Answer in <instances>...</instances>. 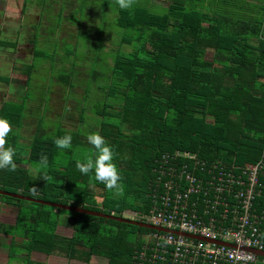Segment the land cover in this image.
<instances>
[{
    "label": "trees",
    "instance_id": "1",
    "mask_svg": "<svg viewBox=\"0 0 264 264\" xmlns=\"http://www.w3.org/2000/svg\"><path fill=\"white\" fill-rule=\"evenodd\" d=\"M115 1L79 0L80 10L85 9L88 17L97 19L101 8L103 34L109 15L111 28L116 29L118 49L103 56V88L99 90L103 104L92 111L97 122L89 129L111 146L123 194L116 195L96 182L92 173L84 175L77 169V163L94 159L87 137L62 126L47 133L40 124L35 126L26 159V165L36 167L38 173L32 176L18 167L0 170L1 191L124 218L125 212L147 209L153 168L162 154L182 151L204 162L234 166L264 163V0H166L167 7L159 9L150 7L149 0H132L125 9ZM208 53L210 60L205 59ZM106 57L111 59L109 67ZM59 81L68 84L63 77ZM81 110L83 122L85 108ZM19 111L5 104L0 118L17 127L23 117ZM64 136L72 138L70 150L55 144ZM17 141L9 134L4 147H11L14 163L21 164ZM76 151L89 154L76 159ZM42 157L47 158L46 165L41 163ZM260 181L264 185V174ZM0 198L8 204L16 202L20 208L15 224L9 227L15 235L6 248L12 259L14 245L20 244L24 250L21 264H45L31 261L33 253L83 264H92L94 257L107 264H130L142 244L141 234L149 231ZM255 208L263 216L264 250V189ZM59 227L71 235L56 234Z\"/></svg>",
    "mask_w": 264,
    "mask_h": 264
},
{
    "label": "rangeland",
    "instance_id": "2",
    "mask_svg": "<svg viewBox=\"0 0 264 264\" xmlns=\"http://www.w3.org/2000/svg\"><path fill=\"white\" fill-rule=\"evenodd\" d=\"M9 1L13 4L8 3ZM28 1L33 2V0ZM5 2L8 3L6 14L8 18L13 13H20V16L13 17L16 28L13 25L8 30L4 29L5 36L2 34L0 36V39L6 38L5 40L15 42L13 48L0 49V76H8L11 73L14 76L21 70L23 78L28 77L26 97L23 98L25 102L23 107L20 106L17 114L23 115L29 123H35L36 126L40 124L41 129L47 133H53L61 126L84 137L94 133L89 129L97 122L92 111L99 104H103L102 93L99 91L103 88V56L118 49V43L116 44L118 40L114 34L116 29L111 28L112 16L107 17L103 34L101 8L96 13L97 19L95 15L88 17L89 14L85 13V9L80 10L79 0H54V2L46 0L44 4H31L27 1L25 3V0ZM149 6L165 8L167 1L149 0ZM87 7L90 9L88 2ZM122 49L125 52L129 51L126 46ZM210 58L211 54L208 53L205 59L210 60ZM7 62H10V65ZM105 62L109 67L110 57H106ZM60 77H63L68 84H61ZM0 87L6 86L0 84ZM3 97L6 98L0 95V99ZM11 103L16 104L14 101ZM82 108H85L84 121L80 122ZM33 126L29 130L32 136L35 132ZM12 134L18 138L15 146L17 151L23 148L27 150V144L21 142L23 140L21 131ZM8 142L11 143V140L9 139ZM88 154L85 151H76L74 158L80 159ZM16 158L19 159L17 156ZM56 234L69 237L71 232L59 227L56 229ZM19 245H14L16 251L12 259L8 258L6 264L12 260L19 263V258L22 259L24 250ZM33 254L35 256L31 260L38 263L83 264L59 256ZM90 261L92 264H107L105 259L98 257Z\"/></svg>",
    "mask_w": 264,
    "mask_h": 264
},
{
    "label": "built area",
    "instance_id": "3",
    "mask_svg": "<svg viewBox=\"0 0 264 264\" xmlns=\"http://www.w3.org/2000/svg\"><path fill=\"white\" fill-rule=\"evenodd\" d=\"M263 170V160L234 166L162 154L147 209L130 214L154 228L141 234L130 264H264L253 253L264 252L263 216L255 208Z\"/></svg>",
    "mask_w": 264,
    "mask_h": 264
},
{
    "label": "crops",
    "instance_id": "4",
    "mask_svg": "<svg viewBox=\"0 0 264 264\" xmlns=\"http://www.w3.org/2000/svg\"><path fill=\"white\" fill-rule=\"evenodd\" d=\"M5 1L0 0V36H1V34L3 36H5L6 31L4 29L8 30L13 25H14L13 27L16 28L17 25L14 23L13 17L16 16L17 18H19V16H20V13H18V14L13 13V15L9 16V18H8L6 15L7 11H8V9H7L8 3H11V4H13V3L10 1L7 3ZM5 39L6 38L0 39V49H7V48L10 49V48H13L15 46L14 41L10 42V41L5 40ZM4 63H5V61H4ZM7 64L10 65V62H7ZM0 78H4V81L0 80V84H4L6 86L3 88L0 87V95L6 96V98L3 97V99H0V108L3 105L8 104V105H10V107L15 108V111H18L20 109V106L22 104H24V102H25V99H23V98L26 97L28 77L24 76V78H23V75H22L21 70H20L14 76L11 73L8 76H0ZM5 80H7V81L5 82ZM11 101H14L16 104H12ZM18 121L20 122V125H18L19 127L18 126L15 127L16 129L11 127L12 131L9 134L13 135L12 132L21 131L22 136H23V140L21 142L27 144V148H28V145L30 144V141H31V140L29 141V139L32 138V137H30L32 135L30 134L29 130L31 129L30 127L33 126V124H34L33 128L36 126V124L35 123H29V121L24 116L21 118L19 117ZM10 125H11V123H10ZM34 130H35V128H34ZM16 152L18 153V156L21 160L20 161L21 164H16V167L25 169L29 172L30 175L36 176V174L38 173V170L34 167L33 168L31 167L32 169H30V166L26 165V159L28 157V150L23 148V149L18 150V151L16 150ZM21 154H23L24 156H22ZM35 169H36V171H35ZM0 180H1V177H0ZM17 195H20V194H17ZM2 197H5V196H2ZM19 209H20L19 205L16 202H12V203L8 204L6 201H4L3 198H0V264H6L7 260H9L8 259L9 253H8V249L6 247L8 244H10V242L12 240V235H15L13 233H10L11 231H10L9 227H11L15 224L16 216H17ZM15 241L20 242V239L15 238ZM33 256H35V255L32 254L31 258ZM90 263H92V262L90 261ZM9 264H21L20 259H19V263L16 262L15 260H12V261H9Z\"/></svg>",
    "mask_w": 264,
    "mask_h": 264
},
{
    "label": "clouds",
    "instance_id": "5",
    "mask_svg": "<svg viewBox=\"0 0 264 264\" xmlns=\"http://www.w3.org/2000/svg\"><path fill=\"white\" fill-rule=\"evenodd\" d=\"M117 3L121 9H125L131 7L132 0H117ZM11 131L12 128L9 121L0 118V170L15 171L16 169V164L14 163L15 151L11 147H4L6 138ZM87 142L92 146L94 159H90L85 163H77V169L84 175L92 173L96 182L103 184L106 189L114 191L116 195H122L124 191V186L121 183L122 177L116 164L113 162L114 153L111 146L98 133L89 134L87 136ZM55 144L62 150H70L72 147V138L71 136H64L57 139ZM41 163L46 165L47 158L42 157ZM130 214V212H125L123 216L127 220L150 226L134 218L131 219Z\"/></svg>",
    "mask_w": 264,
    "mask_h": 264
},
{
    "label": "water",
    "instance_id": "6",
    "mask_svg": "<svg viewBox=\"0 0 264 264\" xmlns=\"http://www.w3.org/2000/svg\"><path fill=\"white\" fill-rule=\"evenodd\" d=\"M181 156L184 154V152L180 151L178 152ZM189 156L192 157L193 153H189ZM0 195L1 196H5V197H10L16 200H23L26 202H32V203H36V204H40L43 206H48L51 208H55V209H62V210H66L69 212H75L78 214H84V215H89V216H93V217H99V218H105V219H111V220H115L117 222H121V223H125V224H130L133 226H137V227H141V228H146V229H154L150 226L144 225V224H140L131 220H127L124 218H115L112 216H106L102 213H97V212H92V211H87V210H83L82 208H73V207H69V206H64V205H60V204H54V203H49V202H44V201H39V200H35V199H31V198H27V197H23L21 195H17V194H11V193H6L3 191H0ZM255 254H257L258 256L264 257V252H253Z\"/></svg>",
    "mask_w": 264,
    "mask_h": 264
}]
</instances>
